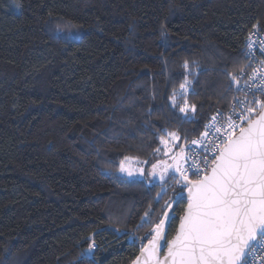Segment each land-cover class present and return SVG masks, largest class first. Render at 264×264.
<instances>
[{"label": "trees", "instance_id": "16d2710c", "mask_svg": "<svg viewBox=\"0 0 264 264\" xmlns=\"http://www.w3.org/2000/svg\"><path fill=\"white\" fill-rule=\"evenodd\" d=\"M253 25L264 0H0V264H131L179 189L161 137L175 155L229 106Z\"/></svg>", "mask_w": 264, "mask_h": 264}, {"label": "snow or ice", "instance_id": "6c2138e0", "mask_svg": "<svg viewBox=\"0 0 264 264\" xmlns=\"http://www.w3.org/2000/svg\"><path fill=\"white\" fill-rule=\"evenodd\" d=\"M231 79L239 84L235 76ZM259 79L264 82V75ZM181 89H185L184 84ZM260 91L264 94V87ZM239 103L243 105L239 123L229 116L226 124L218 125L213 117L212 123L205 125L202 139L191 141L193 145H203L213 129L214 139L206 149L208 155L192 159L184 167L189 156L182 148L171 157L172 164L160 161L152 165V175L162 165L161 181L172 169V178L179 189L164 202L163 215L145 234L147 243L141 246V254L133 264H247L248 255L264 250V99L253 96L248 101L245 97ZM179 111L195 113L196 106L189 107L185 101ZM167 136L169 139L161 137L165 155L171 151L170 145L180 139L175 132ZM120 171L132 175L123 162ZM189 173L197 178L190 179ZM163 194L166 192L162 187L157 195L162 199ZM181 200L187 201L186 207L175 235L168 239L166 229L175 219L173 206ZM141 219L144 224H152L148 212ZM93 248L94 245H89L86 251L94 255ZM89 264H95L94 260Z\"/></svg>", "mask_w": 264, "mask_h": 264}, {"label": "built area", "instance_id": "2783aa9c", "mask_svg": "<svg viewBox=\"0 0 264 264\" xmlns=\"http://www.w3.org/2000/svg\"><path fill=\"white\" fill-rule=\"evenodd\" d=\"M250 43L252 45L251 48H249ZM262 47H264V29L258 27L257 25H253L247 30L242 40V48L246 58V65L234 72L228 73V77L234 90V98L226 109L216 111L207 125L212 123L213 117H216L218 125L226 124L229 116L239 123L238 116L243 108V105H241L239 101L244 100L245 97H247L248 101H251L253 96L259 98L264 95L260 91V88L264 87V82L259 79L261 75H264V50H262ZM232 76L236 77L239 84L232 81ZM209 131L210 135L203 140V145H193L190 142L183 148L184 152L189 156L188 162L183 165L184 167H188L192 159H199L201 156L208 155L206 149L214 139V136L211 134L214 130L210 129ZM200 139H202V135L193 140ZM193 153H196V155L193 156ZM211 158L212 157L209 156V159ZM189 177L190 179L197 178L191 173H189ZM262 259H264V250H257L247 256V264H261Z\"/></svg>", "mask_w": 264, "mask_h": 264}, {"label": "rangeland", "instance_id": "374dc122", "mask_svg": "<svg viewBox=\"0 0 264 264\" xmlns=\"http://www.w3.org/2000/svg\"><path fill=\"white\" fill-rule=\"evenodd\" d=\"M167 139H169V137ZM177 145H178V140H176L174 142V144L170 145L171 151L168 152L167 155H165L164 145L161 144L159 152L163 156V158L166 162H168V158L171 159V157L174 155L175 149L177 148ZM122 162L124 163L125 168L132 172V175H128V171L121 172L119 169L120 174H122L126 177H129V178L140 177V178H146V180L149 178H152L151 173L150 172L148 173L146 171V165H145L144 161H140L139 159L134 158V157H127Z\"/></svg>", "mask_w": 264, "mask_h": 264}, {"label": "water", "instance_id": "95a60500", "mask_svg": "<svg viewBox=\"0 0 264 264\" xmlns=\"http://www.w3.org/2000/svg\"><path fill=\"white\" fill-rule=\"evenodd\" d=\"M177 177H178V174H177ZM186 203H187V201H186ZM176 205H177V204H174V206H173L174 209H175ZM185 207H186V204H185ZM185 207H184V208H185ZM183 211H184V210H183ZM182 215H183V213H182ZM182 215H181V216H182ZM179 222H180V220H179ZM179 222H178V224H177V227H178V225H179ZM177 227H176V230H177ZM166 231H167V229H166ZM175 232H176V231H175ZM174 235H175V233L173 234V236H174ZM173 236H172V237H173ZM172 237H171V238H172ZM150 238H151V237H150ZM171 238H170V239H171ZM146 243H147V242H146ZM146 243H145V244H146ZM165 252H166V247H165V248L161 251V253H160L161 258L163 257V255H164ZM140 254H141V252L139 251V254L137 255V257L140 256ZM137 257H136V258H137ZM136 258L132 261L131 264H133V262L136 260Z\"/></svg>", "mask_w": 264, "mask_h": 264}, {"label": "crops", "instance_id": "0c3cea01", "mask_svg": "<svg viewBox=\"0 0 264 264\" xmlns=\"http://www.w3.org/2000/svg\"><path fill=\"white\" fill-rule=\"evenodd\" d=\"M161 161V160H160ZM158 161V162H160ZM164 161V160H163ZM158 162L156 164H158ZM160 167H162V165H159L158 168H157V174L159 175V170H160Z\"/></svg>", "mask_w": 264, "mask_h": 264}, {"label": "flooded vegetation", "instance_id": "af4514ba", "mask_svg": "<svg viewBox=\"0 0 264 264\" xmlns=\"http://www.w3.org/2000/svg\"><path fill=\"white\" fill-rule=\"evenodd\" d=\"M167 163H168V164H172V163H173L172 159H171L170 161H168Z\"/></svg>", "mask_w": 264, "mask_h": 264}]
</instances>
